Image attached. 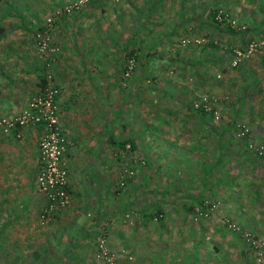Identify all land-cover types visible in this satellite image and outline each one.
I'll list each match as a JSON object with an SVG mask.
<instances>
[{
    "label": "crops",
    "instance_id": "0c3cea01",
    "mask_svg": "<svg viewBox=\"0 0 264 264\" xmlns=\"http://www.w3.org/2000/svg\"><path fill=\"white\" fill-rule=\"evenodd\" d=\"M104 1L99 4L100 12L109 5V0ZM66 2L3 0L0 3V114L13 116L27 105L29 99L40 91L46 67L35 55L33 41L24 36L19 38L21 31L18 30H29L37 24L39 27L40 20L54 9V5L62 6ZM97 8L88 7L77 15L74 13L55 21L52 34L59 51L47 61L60 89L56 103L61 129L68 141L63 163L69 173L73 204L63 214L72 216L73 221L68 229L64 227L67 222L61 223L64 234L56 240L58 244H65L64 248L57 251L56 245L52 246L55 240L52 231L56 232L59 220H54L49 227L42 226L39 221L44 201L37 183L41 129L38 126H17L10 133L0 135V264H94L96 239L89 237L90 232L99 234L101 224L107 226L106 217L113 215L115 218L106 232L107 240L112 249H122L130 254L133 257L131 264H256L246 256L248 251L243 239L220 224V213L264 235V168H257L260 162L246 160L242 165L248 170L224 174L228 178L225 184L220 183L219 173L203 181V172L180 171L187 153L191 152L195 157L196 151L192 148L201 136L197 127L175 123L161 126L169 128L172 134H180V137L193 131L189 138L181 137L190 144L178 146L167 155L165 151L157 154L152 161L154 167L147 168L144 173L137 171L131 178L128 192L113 194V187L109 188L110 192L105 185L101 187V181L107 180L103 168L96 171V176L90 166L92 163L88 166L91 161L100 159L98 155L91 156L96 133L112 125L113 120L106 121L107 116L114 115V129L121 127L128 109L127 104L124 111L123 105L128 98L134 124L137 118L147 116L149 110L137 116L139 111L133 106V94L126 93L124 99L120 76L122 49L115 48L116 34L113 33L114 30L123 32L120 18L124 13L120 8L111 9L115 21L112 27L103 22L104 25L100 23L96 28L99 40L101 34L108 31L111 38L102 41L105 46L99 40L84 43L88 37H82V33L95 26ZM39 9L42 17L38 15V23L34 21L30 27V21H25L26 17L21 15L37 14ZM91 20L95 21L94 24L90 23ZM86 24L89 25L85 27ZM14 32L18 33L12 36ZM111 50H115L114 54ZM254 68L257 73L252 78V90L247 92L257 96L256 109L264 118V64ZM243 109L240 108L241 114H244ZM262 123L263 127H259L261 133L257 127L254 129L264 139V119ZM136 126L131 129H137ZM86 137L88 142L84 146ZM149 143H153L152 138ZM159 158L165 163L161 171L155 169ZM137 159L132 158L131 163L141 162ZM168 164L170 168L166 166ZM171 166L176 173L170 171ZM209 186L221 204L217 214L195 222L191 216L192 198L211 194L204 191ZM129 204L132 209L128 211ZM157 210L164 213L162 219L155 221L150 215ZM97 220L99 223H95ZM57 235L61 236V233ZM48 244L53 250L48 249ZM42 246H45L43 251L40 250Z\"/></svg>",
    "mask_w": 264,
    "mask_h": 264
},
{
    "label": "trees",
    "instance_id": "16d2710c",
    "mask_svg": "<svg viewBox=\"0 0 264 264\" xmlns=\"http://www.w3.org/2000/svg\"><path fill=\"white\" fill-rule=\"evenodd\" d=\"M3 0H0V3ZM172 0H149V4L145 6L146 9L151 10L149 11L150 14L154 13V10L157 9V7H165V3H171ZM260 1V2H258ZM261 1L264 2V0H182V4L180 6V9H186L185 15L183 17V21L191 20L193 22H197L195 25L190 26H184L180 27L182 31L186 34L191 33L192 31H198L201 33L202 26L208 25L212 30L211 34L209 35L210 38L206 39L204 44H201V48H198L199 45H195V48L199 49L197 52L200 51V53H203L201 56H203V59L200 60L199 56L198 58L194 57L190 61V69L196 71L195 76L198 77L199 82H208L210 81H216L217 79V71L216 69H219L218 66L220 64H224L226 62L227 66H229L230 60L232 58L233 50L235 47L232 48V46L229 49H223V44L221 40L219 39L218 34L221 33V31H228L232 34L236 33H242V41L246 43L247 41L252 40L253 38H259L257 35L262 34L264 35V3H261ZM260 4H258V3ZM104 4V0H90L85 5L87 7H94L98 4ZM113 3V2H112ZM61 7L60 5H54V8ZM254 7H257L258 12H260V17L262 14L263 19L259 23L256 17H254L255 11L253 10ZM80 8L76 11H79ZM182 10L180 12H182ZM250 12L248 15L245 14V12ZM75 12V11H73ZM72 12V14H73ZM200 15V16H199ZM8 16V15H5ZM5 16H2V19L5 18ZM67 15H64L62 17H66ZM69 16V14H68ZM199 18H198V17ZM61 17V18H62ZM57 18V19H61ZM146 18V17H145ZM145 18L143 20H145ZM55 19L54 22L57 20ZM234 26L232 25V22ZM240 21V22H239ZM243 22V24L241 23ZM151 23H153L150 20ZM225 23V24H224ZM133 28V35H131L126 40L120 41V47L122 49L121 53L124 54V57L121 58V82H122V91L124 94V99L126 98L127 94L132 93L133 97V104L135 101L139 102V104L142 107L138 108V111L140 109L146 108L148 109V115L139 117L136 119L135 124L131 121V118H128L124 115L123 120L121 122V127L116 130L114 129L113 123H114V115L111 117L107 116L106 121L109 119L113 120L112 125L107 126L104 128L103 131H99L97 134L102 137L99 139V144L104 142L106 146H109L111 149L112 156L111 158H114V166L110 168H107L103 165V174L106 176L107 180H100L103 184V187L105 185V189H108V192H110L109 188L113 187L112 192L113 194L116 192L120 194L121 192H128L130 189L129 183L131 182L130 178H127L126 175L123 181L118 179L117 172L120 169V163L127 162V159H129L128 164L130 165V168L134 171L144 173L146 172L147 168L154 167L152 164V161L157 156V154H162L163 151L166 152V155L174 151L173 149L177 148L178 146L184 145V144H190L186 141H183V139L189 138L190 132L184 133L183 135L178 133H170L169 128H161V126H169L173 123L176 114H174V103L168 98L170 95H165L162 93L159 89H157L155 86L157 80V72L158 67L155 66V63H152L151 58L155 56V52L151 50H155V44H157L156 41L153 39H146L147 32L149 29L146 30V27L144 32H139L138 24H135ZM35 26V27H33ZM31 30L33 31H39L43 32L44 29H46V26L43 25L41 27H38L37 25H33ZM3 30V29H1ZM192 30V31H190ZM175 29L173 28L171 30V34L175 35ZM179 31V30H178ZM138 33V34H137ZM240 33V34H241ZM171 34H168V42H170ZM262 35V36H263ZM110 39V36L108 37ZM157 40V39H156ZM112 41V40H111ZM158 41V40H157ZM177 41V39H176ZM178 42V41H177ZM50 46L57 47L56 44L49 42ZM148 47H150L148 49ZM59 50V49H57ZM56 50V52H57ZM54 52L52 56L56 53ZM151 52V53H150ZM130 58V60L136 61V66L133 70L137 71L138 78L133 84L128 83V79L125 77V73L128 70V67L130 65V61L127 59V57ZM210 57V60H207L206 56ZM200 56V57H201ZM205 56V57H204ZM197 60H200L197 61ZM46 61H51V58L48 57ZM195 61H196V67H195ZM246 62V61H244ZM240 63L239 65L235 66V68H241V65L243 63ZM209 64H213V69H208ZM218 66H215V65ZM185 64H182V66ZM199 65L201 68H199ZM45 71L43 74V80L40 93L44 87L45 84V75H46V68L49 66L48 62H44ZM187 67V66H186ZM188 68V67H187ZM196 68V69H194ZM231 68V67H230ZM189 69V68H188ZM224 71V69L219 70ZM52 75L53 81V73L52 71H49ZM129 78V77H128ZM256 80V79H255ZM257 82V81H256ZM55 83V82H54ZM253 84V83H252ZM56 85V84H55ZM57 86V85H56ZM58 88V95L60 94V89ZM248 85L244 84V87L242 88V91L239 93V95H236L235 97L236 103L232 106L235 107V110H233L234 113L239 112L241 114L240 108H243L244 105V93H248ZM127 93V94H126ZM36 94V93H35ZM34 94V95H35ZM57 95V97H58ZM56 97V99H57ZM190 98L184 100V103L181 104L186 107L185 115L182 114V118H180V123L183 126H186L187 124H191L192 127H197L199 132H201L200 138H197L196 143H194L193 148L195 149V157L191 156V152L187 153L188 157L186 158L185 165L183 164V169L180 171H187L188 173L195 172V170L199 172H203V181H205L206 178H209L211 176H215L217 173H219V176L222 178L220 183L226 182L228 179L226 176H223L224 174H230L232 171H238L239 173H243L246 170H248L246 165H242L243 163H246V160L254 161L256 163H259L261 161H264V157H262V154H260L258 151V147L263 146L262 149H264V139L260 138L259 136L253 135V132L251 128L246 127L249 125V123H243L240 122L239 125H237V121L234 117V114L230 121H227L225 119V116L223 114L219 118L220 121H214V116L216 114V109L211 103V99L205 97V101L202 99H199L198 102L189 101ZM197 101V100H196ZM57 104V103H56ZM210 106V107H209ZM144 107V108H143ZM148 107V108H147ZM228 107L231 108V105ZM142 112L139 111V114L137 116H141ZM59 113V109H58ZM126 113V112H125ZM147 113V112H146ZM118 120V118L116 119ZM172 120V122H171ZM118 122V121H117ZM153 123V124H152ZM177 124V123H176ZM137 125V126H136ZM147 125V126H146ZM156 125H159L160 127L157 128ZM20 126V125H19ZM137 129H131L135 127ZM144 128L145 130L141 131L138 128ZM247 128V134L239 135L240 130ZM238 131V132H237ZM214 137V143L212 147H207L206 143L211 138ZM153 139V143H149V141ZM260 138V139H259ZM177 142V143H175ZM100 147V146H99ZM164 154V153H163ZM249 156V157H248ZM132 158H138L137 160L141 162L137 163H131ZM94 162V161H93ZM198 163L202 164L199 165ZM155 169L160 170L162 166H164L163 158H159L156 162ZM170 168V164L166 165ZM180 166V165H177ZM173 166H171L172 168ZM67 170V168H66ZM92 171H94L92 169ZM161 171V170H160ZM170 171H174V167L170 169ZM68 172V170H67ZM96 175V173H95ZM123 175V174H122ZM69 176V173H68ZM97 176V175H96ZM215 181V179H213ZM121 182H123V185H121ZM225 184V183H224ZM131 186V185H130ZM140 187V186H139ZM143 187V186H141ZM211 186L207 187L204 191H210L211 192ZM67 191L72 196L69 182ZM41 197L43 198V205L39 212V221L42 226H50L53 224L54 220H59V229L56 228V232L52 231L54 236L50 234L48 231V234L55 237L54 243L52 246L56 245L57 251H60L64 248L63 243H57V237H62L64 234V231L62 233L61 228L63 227L61 223L63 222V218L66 216L63 214L64 211H69V208H71L73 201H71L70 205L63 208V209H53L49 211V202L44 198L42 193H40ZM109 197V196H107ZM193 203L191 205L192 209V218L195 222H199L202 219L209 218L212 214V212L209 210L210 205H213L214 203H219V206L221 204V200L218 197H215L210 193H207L204 197L201 195H197L194 198H192ZM130 204L127 205V210L130 209ZM190 207V206H189ZM194 207H198L201 211L205 212L208 211V217L206 218H200L198 217L195 219L194 215ZM132 211V210H131ZM130 211V212H131ZM127 213V212H125ZM163 211L157 210L154 212H151V217L156 220H160L163 218ZM68 214V213H67ZM127 216V215H126ZM68 218H71L70 222L73 221V217L70 215H67ZM129 217V216H128ZM127 217V218H128ZM108 223L107 226L104 224L103 228L108 230V226L110 223L113 222V219L115 216H108ZM100 220V219H99ZM99 220H97L95 223H99ZM244 227V226H243ZM64 228V227H63ZM246 228V227H245ZM61 233V236H58L57 234ZM99 234H93L89 235V237L94 236V240L96 239V243L100 236L105 234H100L101 232L98 231ZM92 239V240H93ZM50 244L47 245L49 250H53L52 248H49ZM251 250L254 248L250 246ZM45 249V246H42L40 248L41 251ZM46 261V260H45ZM44 261V262H45Z\"/></svg>",
    "mask_w": 264,
    "mask_h": 264
},
{
    "label": "rangeland",
    "instance_id": "374dc122",
    "mask_svg": "<svg viewBox=\"0 0 264 264\" xmlns=\"http://www.w3.org/2000/svg\"><path fill=\"white\" fill-rule=\"evenodd\" d=\"M66 1H67L66 4L62 5L61 7L65 6V5H69L75 0H66ZM110 1H112L113 3ZM181 1L182 0H172L171 3L163 4V5H165V7H163V8H162V6L157 7V9L154 10V13L150 14L149 11H151V10H148L145 8V6L149 4V0H109V5L106 8V10H104V11L100 12L99 4L95 6L98 8H97L96 12L94 11L96 13L95 14L96 16H94V17L98 22L96 21V24L93 27V24H94L93 22H95V21L93 20V22H92V20H91L90 23H93V24H91L93 28H91L90 31H88V32L84 31L82 33L83 36L82 35L81 36L84 38L86 36L88 37V38H85V42H84L85 44H88V40L89 41L92 40L91 41L92 43L95 41L97 42L99 40L98 39L99 35L97 34V30H96L98 24L100 25V23L105 22V23L109 24L108 26L112 27L115 24V21L112 20L113 16L111 15V9L120 8V11L124 13V15H122L120 18V20H122L120 27H123L122 28L123 32L120 33L119 30L113 29L114 35L116 34L115 48L119 49L120 45H121L120 41L126 40L127 38L130 37V33H131L130 30L134 29L133 28L134 26L136 27L135 24H138L137 27H139V29H138L139 32H144L143 29H145V27H146V30L149 29L147 32V36H146L147 38L146 39H153L154 41L157 42V44H155V46H154L155 50H151V51L156 53L155 56L153 58H151V61H152V63L156 64L155 66L158 67V72L156 73L158 77H157L156 82H154L155 84L157 83L155 87L157 89H159L165 95H170V97H168V98L174 103L173 109H174V111H176L175 113H177L173 123H175V124L180 123V118H182L181 116H183L182 114L185 115V110H186L185 104H184V106L181 105L184 103V100L186 101V99L190 98L189 101H194L196 103L199 101V99H202L203 101H205L206 100L205 97H207V98L211 99V103L217 111L215 116H214V119H215L214 121H216V122L220 121L219 118L218 119H216V118L218 116L221 117L222 114H223V116H225V119L227 121H230V119L232 118V116L234 114L235 119L238 120L237 125H239L240 122L249 123V125H247L246 127L251 128L253 135L259 136L258 135L259 133H257V130L260 132L259 127L260 126L263 127L262 126L263 125L262 120L264 118H263V116H260V112L258 111V109H256L257 105H258L257 96H254L253 94H248L246 92L244 93V97L242 98V99H244V101L246 100L244 102V105H243V108H244L243 113L244 114H239V112L234 113L233 110H235V107H232V106L236 103L235 97L237 94H239V90H242V88L244 87V84L248 85V90H252L251 89L252 83H253L252 78L257 73L254 67H260V66H262V64H264V53L255 54L254 56H251L246 62L243 63V65H241V68H235V67L230 68V66H227L226 62L224 64L223 63L220 64V66H218L216 64L215 66L219 67V69H216V71L218 70L216 72L218 80H216V81H211V80L209 81L208 80V82H203V83L199 82L198 77L195 76L196 71L190 69V67H189L190 63H191L190 61L192 60V58H194V57L198 58L199 55L201 56L203 54V53H200V51L197 52L199 49L195 48V45L197 44V45H199L198 48H201V44H204L206 39L210 38L209 35L211 34L212 29L208 25H206V26H202L201 33L198 31L190 30L192 32L185 35V32L182 31L180 27H184L187 25L193 26L197 22H193L191 20L188 21L186 19L183 21V17L186 14L185 13L186 9H183V10L180 9V6L182 4ZM258 2H260V1H258ZM258 2H256V3H258ZM261 3H264V2L261 1ZM85 4L81 6L79 11L74 10L75 12H73V14L75 13L74 15H77V14L81 13L82 11L86 10L88 8L87 7L88 5L86 6ZM258 4H260V3H258ZM181 10H182V12H180ZM253 10L255 11L254 17H256L260 23L261 20L263 19L262 14L260 17V12H258L257 7H254ZM37 12H38V9H37ZM249 13L250 12H247V11L245 12L246 15H248ZM50 14H51V12L48 14H45L42 21L40 20L41 23H40L39 27L45 25L46 18ZM38 15L40 17H42L41 16L42 11L40 9H39V13H37V14L27 13V14H22L21 16L26 17L25 21L26 20L30 21L28 23V25L30 26V24H33L34 21H37L36 23H38ZM71 15H72V13L69 14V16H71ZM69 16L67 15L66 17H69ZM144 18H145V20H143ZM150 20L153 23H151ZM231 22H232V25L234 26L233 21H231ZM55 23L56 22L53 23V25L50 27V30H48V31L50 34V42L56 44V46H57L56 49H59V45L54 40L53 34H52V30L54 28ZM241 23L243 24L242 21H241ZM87 25H89V24H86L85 27H87ZM102 25H104V23ZM173 28L176 30L175 35L171 34V30ZM19 31H21V33L18 34L19 38L21 36H24V37L29 38L33 41L34 53L38 57V59L42 60L43 62H47L46 60L48 59V57H52V54H46L45 55V54H41L42 52L39 51L37 41H36V34L38 32L36 30L33 31V30H31V28H29V30H27V29L20 30L19 29L18 32ZM18 32H14L12 34V36ZM240 33L232 34L231 32H228V31H221V33H219L218 36H219V39L221 40V42L223 44V49H225V50L229 49L231 46H232V48L233 47H235V48L236 47H243L244 42L242 41V37H241L242 33L241 34ZM168 34H171V37H170V41H171L170 43L171 44L167 43L168 42V37H167ZM1 35H2V32L0 31V36ZM78 35H80V34H78ZM101 35H102V37L99 41L101 42V44L103 46H105L102 41H105V39H108L109 33L107 31L105 33H102ZM262 35H263V33L259 34L257 36L259 38H264V35L263 36ZM76 39H77V37H76ZM79 39H80V37H79ZM176 39L178 42L176 41ZM196 40H198V41L196 42ZM108 42L109 41H107L106 43L108 44ZM149 48L150 47H148V49ZM58 51L59 50H57L56 53H58ZM114 51L111 50V52L113 54H114ZM91 56H93V55H91ZM113 56L114 55H112L110 57H113ZM121 56L124 57V54H121ZM200 56H199L200 60L203 59V56H201V57ZM107 57L109 58L108 50H107ZM125 57H127V55H125ZM206 57H207V60H210L209 56H206ZM127 59L130 61V65L128 67L127 72L125 73V77L128 79L129 84H133L138 78L137 71L132 69L133 66L135 68L136 61L130 60L129 57H127ZM200 60H197V61L200 62ZM182 64H185V65L182 66ZM213 66H214L213 64H209L208 69L212 70ZM195 67H196V61H195ZM196 68H194V69H196ZM199 68H201L200 65H199ZM46 69H47L46 73H48L50 71V68L47 66ZM222 69H224L223 72L219 71ZM252 71H253V73H252ZM228 77H230V79H227ZM127 100L123 105V109L125 111V108L127 107V104H128V109H126V113H124V115L127 116L128 118L132 119V116H131L132 114L130 112L132 104L127 103ZM229 105H231V108L228 107ZM133 106H137L138 108L142 107L139 104V102H137V101L134 102ZM248 107L251 110V112L248 109ZM139 111L145 112L146 108H144V110L140 109ZM171 122H172V120H171ZM187 125L191 126L190 123ZM254 127H257L256 128L257 130L254 129ZM97 133H96V137L94 138L91 156L95 154V155H98L100 157V159L96 162L91 161L90 163H88V166L92 163L90 166H91V169H93L95 173H96V171L100 172V170L103 168V165L107 168H110L112 166V164L114 166V158H111L113 153L110 152L111 151L110 147L106 146L104 144V142L99 144V139H101L102 137H100V135ZM92 134L94 135V133H92ZM259 137L261 138L262 136H259ZM85 139L86 140H84V146H86V144L88 142L87 141L88 137H86ZM213 143H214V137H211L207 141L206 146L212 147ZM192 149H194V148H192ZM128 161H129V159H127V162L120 163V166H119L120 169L118 170L117 175H118V179H120L121 181H123V179L125 178V176L122 175L124 169H127L128 171H130L132 173L127 178L131 179L132 177H134L136 175V171H134L130 168ZM249 164H252V163H248V165ZM259 165L260 166H258L257 168H261V167L264 168V161H261L259 163ZM101 187H102V183H101ZM218 209L219 208L213 210L211 216H213L214 214H217ZM220 215H221L220 224L223 227H225L227 230H229L230 232L240 236L243 239V241L245 242L244 244L246 245L247 251H248V254L246 256L249 259H251L252 261H254L256 264H263L264 263V254H261V252L257 251V249L251 250L250 246H252V245H250L240 233L231 231L229 226L225 223L226 220H228L231 223H239V222H237L236 220H234L230 216H226V215L221 214V213H220ZM70 220H71V218H68L67 216H65L63 218V222H67L64 225V227L67 229L72 225V223H70ZM129 220H130L129 223L132 224L131 218H129ZM79 221H81L80 223H83V220L81 218ZM87 222L90 223V221H87ZM239 224L242 225L241 223H239ZM41 225H43V224H41ZM57 228L59 229V227H57ZM98 231L101 232L100 234H105L104 236L106 238L107 244L110 247L109 242L107 240L106 230L103 228V224H101V228ZM90 235H93V231L90 232ZM92 237L94 238V236H92ZM259 237L264 239V235L259 234ZM89 248H90V246H89ZM95 249H96V245H95ZM92 260H93L94 264H97L95 261V252H94V259H92Z\"/></svg>",
    "mask_w": 264,
    "mask_h": 264
},
{
    "label": "built area",
    "instance_id": "2783aa9c",
    "mask_svg": "<svg viewBox=\"0 0 264 264\" xmlns=\"http://www.w3.org/2000/svg\"><path fill=\"white\" fill-rule=\"evenodd\" d=\"M90 0H75L69 5L56 7L46 18L43 32L36 34L38 49L41 54H53L56 47L50 46V27L54 20L64 15L71 14L74 10L81 8L82 5ZM198 40H196L197 42ZM185 42V41H184ZM264 53V38H253L244 43L243 47H236L233 50L229 66L235 67L240 63L247 61L255 54ZM45 84L40 93L33 95L27 105L16 115L7 116L0 114V135L10 133L17 126H38L40 127L39 136V160L40 170L37 174L38 190L49 202V211L53 209H63L70 205L72 196L67 191L69 176L63 163V156L68 144L65 135L62 132L58 105L56 97L58 88L55 85L50 72L45 75ZM247 128L240 130L239 135L247 134ZM263 146H260L259 153L264 157ZM132 173L127 169L123 170L124 176H130ZM123 185V182H121ZM219 208V203L210 205V211ZM195 219L198 217H208V211H201L198 207L193 209ZM42 223V222H41ZM225 223L233 232L240 233L245 240L252 245L254 249L264 254V239L259 234L240 225L231 223L228 220ZM133 257L125 250H113L106 241L104 235L100 236L95 249V261L97 264H131Z\"/></svg>",
    "mask_w": 264,
    "mask_h": 264
}]
</instances>
